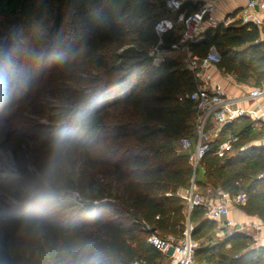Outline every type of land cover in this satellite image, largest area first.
Listing matches in <instances>:
<instances>
[{
    "label": "trees",
    "instance_id": "1",
    "mask_svg": "<svg viewBox=\"0 0 264 264\" xmlns=\"http://www.w3.org/2000/svg\"><path fill=\"white\" fill-rule=\"evenodd\" d=\"M52 1L49 31L55 42L35 52L44 42L37 28L44 7L35 0H0V33L16 26L24 32L23 44L9 42L13 60L44 56L42 85L14 99L16 110L0 119V144L11 150L22 174L19 179H0V200L11 193L22 201L20 206H0V264H83L89 257L99 264H131L136 259L164 264L167 255L149 243L152 231L145 230L144 223L161 236L176 237L184 236L191 225L197 260L264 264V246H257L251 235H219L217 221L203 206L188 216L186 202L177 195L195 175L200 191L230 197L245 193L239 206L264 222V146L246 147L258 136L250 117L223 125L196 170L180 150L183 137L196 135V105L186 95L197 88L198 79L178 61L167 58L156 64L149 54L157 41L154 25L169 14L165 0ZM197 8L183 2V10ZM178 38L170 32L165 46ZM191 47L202 57L214 47L220 70L240 82L264 85V39L255 24L208 26ZM44 88L59 98V105L49 109L42 103ZM20 110H51L52 123L26 118ZM62 132L71 134L72 148L48 189L43 174L51 146ZM230 132L238 136L233 153L221 154L219 145ZM31 164L40 179L31 176ZM67 190L77 191L84 200L71 213L47 214L24 205L37 192L55 196Z\"/></svg>",
    "mask_w": 264,
    "mask_h": 264
},
{
    "label": "built area",
    "instance_id": "2",
    "mask_svg": "<svg viewBox=\"0 0 264 264\" xmlns=\"http://www.w3.org/2000/svg\"><path fill=\"white\" fill-rule=\"evenodd\" d=\"M166 7L170 15L159 18L154 30L157 35V41L150 48V55L154 63L159 64L166 60L169 52H177L185 57L186 66L198 79V86L195 90L186 95L193 100L196 105L197 139L193 147L192 138L183 137L180 140V150L189 155L190 163L194 170L200 164L201 159L209 150L210 136L206 132L209 121H214L217 125L223 126L228 120L232 119L233 100L227 96L224 86L219 82H213L212 76L207 72L210 65H217L220 61V55L215 50H210L206 56L202 57L193 52L192 44L203 38V32L208 26H217L231 24L234 19L225 17L218 21L214 16L217 7L212 2H206L192 11L183 10V0H165ZM241 23L255 24L264 28V0H247L241 8ZM170 32H175L179 38L169 46H165V36ZM251 99L255 101V106L250 108H238L237 116H248L255 126L264 128V106L259 102L264 98V85L255 86L250 91ZM238 137L231 134L219 146L222 152L231 147ZM222 154V153H221ZM195 175L191 179L188 187H184L177 192L186 202L187 212L190 214L196 206H203L206 209L208 217L223 221L226 232L245 230V225L237 223L229 217L231 203H243L246 200L245 193H239L230 197L227 193L221 192L218 196H209L202 194L196 184ZM144 229L152 231L148 241L156 249L170 257L169 264H213L208 260H197L195 252L197 242L191 238L192 226H188L186 234L182 237L173 235L161 236L153 228L144 223ZM131 264H143L140 260H133Z\"/></svg>",
    "mask_w": 264,
    "mask_h": 264
},
{
    "label": "rangeland",
    "instance_id": "3",
    "mask_svg": "<svg viewBox=\"0 0 264 264\" xmlns=\"http://www.w3.org/2000/svg\"><path fill=\"white\" fill-rule=\"evenodd\" d=\"M38 7H44V16L43 19L38 23L37 28L40 31V34L43 36L44 42L39 44V46L34 47V51H39L37 47H40L42 51L45 50V46L55 42L54 34L49 31L50 27L53 24V14L55 13V3L52 0H35ZM159 12V10H157ZM170 15V13L168 14ZM10 31V32H9ZM4 28L0 33V119H4L12 111H15V108H12L14 99H19L21 95H25L29 90H34L42 85L41 79V57L40 55L35 54L36 56L28 55L29 60L26 62L25 57L22 61L16 63L13 60L14 55L12 54V47L10 45V40L12 39L17 44H23L25 42L24 32L22 27L16 26L12 30ZM115 49V45H111ZM151 48V47H150ZM121 48L117 49V52H121ZM41 51V50H40ZM150 52V49H149ZM150 54V53H149ZM40 57V58H39ZM174 59L178 61L182 66H186L185 57L182 54L177 52H169L166 55V59ZM38 62V63H37ZM47 68L51 69L52 64L48 63ZM31 69L32 76L29 75V70ZM30 77L33 79V83L30 81ZM32 83V84H31ZM70 83V82H69ZM39 98L41 99L44 105H47L50 109L60 104L58 97L46 93L44 90L40 93ZM49 113H36L32 110H20V114L26 118L38 121L44 124H51L49 120V115L53 112L51 110ZM43 113V114H42ZM16 121V120H15ZM215 124L210 123L208 128H216ZM195 138L192 137L193 147H195ZM39 159H44V156H40ZM68 167H71L68 165ZM74 175H77L78 169H74ZM29 172L31 176L34 177V180L42 177L36 165L31 164L29 166ZM22 178L20 169L14 159V156L10 149L5 148L0 144V179H19ZM49 189V186L45 187ZM33 192V191H32ZM83 199L79 197L77 191L67 190L59 195L53 196L49 192H37L32 198L26 200L24 205L31 210L43 213H71L79 209L83 205ZM6 203L10 206H20L22 201L14 194L4 193L3 198L0 200V206ZM4 207V206H3ZM109 215L112 214L111 210H107ZM14 251V250H13ZM14 253V252H13ZM16 256V254L14 255ZM52 264L53 261H51ZM50 262V263H51ZM170 262V257L167 256L163 263L167 264ZM25 264V263H23Z\"/></svg>",
    "mask_w": 264,
    "mask_h": 264
},
{
    "label": "crops",
    "instance_id": "4",
    "mask_svg": "<svg viewBox=\"0 0 264 264\" xmlns=\"http://www.w3.org/2000/svg\"><path fill=\"white\" fill-rule=\"evenodd\" d=\"M183 2H187L190 3L191 6H198V7L205 4L206 2H212L217 7L214 16L218 21H222V19H224L225 17H231L234 19V21L231 24H240L241 8L245 5L247 0H183ZM260 31L262 38L264 39V28H260ZM213 48H211V50H214ZM207 72L211 74L213 82H219L224 86L227 96L233 100V106L231 108L232 122L233 119L239 117L237 116L236 113V110L238 108H250L255 106V101L249 97L251 89L255 87L253 82H240L235 78L233 74L220 70L218 65L215 64L210 65L207 68ZM259 102L264 106V98H260ZM210 123L215 124L214 126H216V128L215 129L214 127L208 128ZM252 127L254 129V133L258 134V136L255 139H253L249 144H247L246 147L250 145L264 146V128L261 126H255L253 123H252ZM221 128L222 126L217 125L214 121L211 120L209 121L206 127V132L210 136L211 140L217 136ZM231 134L233 133L230 132L227 138ZM195 136L196 138L194 141H196L197 139V131ZM224 152L233 153L232 146L226 148L225 150L219 153H224ZM200 192L204 195H209V196H213V195L218 196L221 193V192H217L216 194H214L212 193V191H210V189L204 192L203 191ZM190 214H188V216ZM229 217L234 221H236L237 223H242L245 225V230L243 231L251 235L256 240L257 246H264V222L257 215H249L246 212H244V210L239 206L238 203H231ZM225 219L226 218L224 217L221 220H216L217 230L219 235H224L222 233L223 231L226 230V227L223 224V221Z\"/></svg>",
    "mask_w": 264,
    "mask_h": 264
},
{
    "label": "clouds",
    "instance_id": "5",
    "mask_svg": "<svg viewBox=\"0 0 264 264\" xmlns=\"http://www.w3.org/2000/svg\"><path fill=\"white\" fill-rule=\"evenodd\" d=\"M71 148L72 140L70 133L62 132L53 142L43 174V180L46 187L60 170ZM83 264H99V261L94 257H89L83 262Z\"/></svg>",
    "mask_w": 264,
    "mask_h": 264
},
{
    "label": "water",
    "instance_id": "6",
    "mask_svg": "<svg viewBox=\"0 0 264 264\" xmlns=\"http://www.w3.org/2000/svg\"><path fill=\"white\" fill-rule=\"evenodd\" d=\"M214 50H216L215 48H213ZM231 120H228L226 123H225V125H229V124H231ZM153 230H155V229H153Z\"/></svg>",
    "mask_w": 264,
    "mask_h": 264
}]
</instances>
